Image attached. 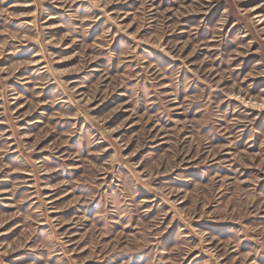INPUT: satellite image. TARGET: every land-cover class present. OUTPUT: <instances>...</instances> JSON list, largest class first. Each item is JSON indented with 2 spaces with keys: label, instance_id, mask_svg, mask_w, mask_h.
<instances>
[{
  "label": "clouds",
  "instance_id": "1",
  "mask_svg": "<svg viewBox=\"0 0 264 264\" xmlns=\"http://www.w3.org/2000/svg\"><path fill=\"white\" fill-rule=\"evenodd\" d=\"M0 264H264V0H0Z\"/></svg>",
  "mask_w": 264,
  "mask_h": 264
},
{
  "label": "rangeland",
  "instance_id": "2",
  "mask_svg": "<svg viewBox=\"0 0 264 264\" xmlns=\"http://www.w3.org/2000/svg\"><path fill=\"white\" fill-rule=\"evenodd\" d=\"M66 64L68 63V62H65Z\"/></svg>",
  "mask_w": 264,
  "mask_h": 264
}]
</instances>
